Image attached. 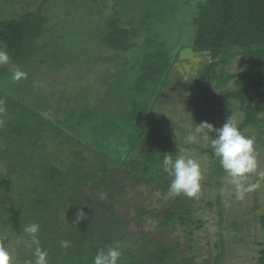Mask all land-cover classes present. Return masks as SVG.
I'll list each match as a JSON object with an SVG mask.
<instances>
[{
	"label": "trees",
	"instance_id": "trees-1",
	"mask_svg": "<svg viewBox=\"0 0 264 264\" xmlns=\"http://www.w3.org/2000/svg\"><path fill=\"white\" fill-rule=\"evenodd\" d=\"M5 1L8 0H0ZM40 1L33 9L37 14L35 17L21 14L19 19L0 20V48L9 53L11 60L20 59L22 63L34 53L45 50L36 43L44 31L53 30L51 24L54 25V21L47 29L44 27L49 23L44 10L48 12L50 0ZM117 1V11H113L117 16L102 18V24L97 25L92 37L102 53L98 55V50H90L82 55L84 51L81 54L78 50L71 54L73 57L85 56L87 74L90 70L89 73L105 70L98 78L90 79L84 77L83 70L69 69L65 80L82 85L79 86V112L55 111L58 107H51V101L56 93L47 89L46 81L43 90L38 89L35 93L38 97L35 102L22 97L16 89L7 87L8 83L20 81H13L8 72L2 74L0 68V245L8 247L13 264L34 261V249L24 244L16 245L17 239H27L23 228L32 223L40 225L39 239L42 248L48 252V264H92L97 252L107 251L117 243L122 252L119 264H201L194 260L193 254L178 259L176 247L154 235L151 228L142 226L150 220L161 231L172 230L177 225L201 228L203 223L193 216L197 213L195 204L202 191L198 198H170L167 195L172 178L163 172V155L172 154L175 158L177 154L182 155V148H192L174 137L177 124L153 109L158 101L154 97L160 92L159 87L174 84V78L171 81L167 76L173 62L163 42L152 45L155 41L150 35L140 40L144 32L137 26V18H149L150 11L140 10L135 4H127L126 0ZM71 2L76 5L75 0ZM109 2L98 0L96 9L111 10L112 6L105 5ZM194 4L195 31L189 48L194 52H208L210 62L202 67L193 84L184 83L185 89L209 98L214 89L224 88L232 82L233 88L225 91L219 104L236 101V109L243 113V120L238 125L240 131L248 137H252L250 129L263 135L264 0H194ZM119 11L123 16L131 15L123 21ZM172 13L170 11L173 16ZM68 24L66 37L77 29L79 31L75 37L70 35L71 38L87 34L81 25ZM154 26H157L155 22ZM151 34L156 40V34ZM63 51L64 47L51 48L49 54L55 59L51 69L60 70L66 66L68 59L65 52L61 54ZM234 60L240 65L239 71L227 72L225 67ZM126 68L142 70L138 71V77L131 79L139 73L122 71ZM32 71L41 76L51 73L42 69ZM127 79L130 83L134 80L139 96L131 95L132 109L118 116L117 110L128 103L123 88ZM250 87L259 92L249 94ZM94 89L98 92L96 96L91 93ZM143 92L145 99L140 96ZM91 97L96 98L95 102L90 100ZM107 100L119 103L112 113L107 107L100 108L102 105L99 104ZM50 111L53 115L48 114ZM201 114L197 111L195 116L200 118ZM95 119L100 123V137L107 138L105 152L84 143L78 134L80 126L94 123ZM90 131L93 132L92 128ZM195 148L210 159L209 180L220 184L225 174L211 147L204 149L198 144ZM205 185H211V182L207 181ZM139 188H145L147 195L158 196L159 210L143 203L125 204L128 193ZM102 193L107 194L105 199H101ZM216 204L220 202L216 201ZM207 205L212 206L210 202ZM80 210L87 218L75 223ZM258 220L264 229V211ZM61 241H69V247H61ZM256 244L261 246L256 264H264V243ZM215 258L219 264L220 256Z\"/></svg>",
	"mask_w": 264,
	"mask_h": 264
},
{
	"label": "rangeland",
	"instance_id": "rangeland-1",
	"mask_svg": "<svg viewBox=\"0 0 264 264\" xmlns=\"http://www.w3.org/2000/svg\"><path fill=\"white\" fill-rule=\"evenodd\" d=\"M28 1L29 0H8L5 1V3L0 2V20H7L9 18L19 19L21 14L35 17L37 14L33 9L41 1L32 0L30 4H28ZM71 1L74 0H50L47 5L48 12L44 10V14H48L47 18L49 20V23L45 24L44 27L47 29L51 21H54V25L51 24L53 30L44 31L43 36L39 39V42L36 43L38 47H45V50L34 53L29 60H24L22 63H20V59H12L10 64L0 66L3 71L2 74L8 72L9 76L12 75V71L15 68H19L21 71L25 69L24 72L27 73V78L20 80V83H17L18 85L16 83H8L7 87L16 89V92L18 91L22 97L26 96L32 100V102H35L38 98L35 94L37 90H43L44 86H46L44 81L48 82L47 89L51 90L52 93H56L53 102L51 101V107H58L60 111L58 109L55 111L59 113H62L65 109L71 111L76 110L78 112L80 110L81 100H79V96L81 88H79V86L82 85H77L68 79L65 80V77L69 73V69L78 72L83 70L84 77L90 79L95 77L98 78V75L105 72V70L101 69L89 73L90 70L87 74L85 56L82 55L90 50H98V55L102 53L101 48H99L100 45H98V42L93 40L92 37L96 34L97 25L102 24V18H107L109 16L110 13L107 12L109 10L99 11V9H96L98 0H75L74 3H76V5H72ZM126 1L127 4H135L140 10L150 11L149 18L136 17L137 26L143 29L141 32H144L140 40L150 35L153 41H155L152 42V45L156 44V42L167 43L165 45L166 50H168L171 62H173L171 70L169 69L168 72L169 75L167 74V76L171 81L174 78V84L159 87L160 92L162 90V94L158 92L155 95L154 98L158 99L154 100L158 101L153 109L160 115L166 117L169 121L177 124L174 130V137L185 141V137L190 132L194 131L195 124H199L202 121H207L214 127L220 128L226 120L231 117L238 126L243 120V113L236 109L238 103L234 100H230L226 105L219 104L225 91L233 88L232 82L224 88L214 89L209 98L192 94L187 88L185 89L184 83L189 82L193 84L192 81L199 76L203 69L202 67L210 62L208 52H194L189 48L193 38V31H195L193 22L195 17L194 0ZM118 3L119 2L116 1V4ZM111 5L112 4L109 6ZM30 6L33 12L30 10ZM170 11L173 12V16L170 14ZM120 14L122 15L121 19L123 21H126L131 15L127 17L125 14L123 16L122 12H120ZM114 15L117 16L115 13L113 16ZM70 22L81 25L87 34L73 39L75 34H77L76 32L79 31L77 29L70 34L73 36L72 38L70 35L66 37L65 30L69 28L68 23ZM154 22L157 26H154ZM176 28L180 30L181 33H175ZM146 30H148V32H146ZM155 31L158 32L154 33ZM151 33L156 34V40L155 36ZM61 47L65 48V51L61 52V54L65 52V57L68 61L66 66L62 67L60 70H53L51 69L53 67L52 62L55 61V59L49 54V51L51 48L57 50ZM144 49L146 48L144 47ZM78 50H80V53L84 51L83 54L81 53L82 55L78 57H76V55V58L73 57L71 54ZM57 54L60 55L59 52ZM129 55H131V53H129ZM63 62L65 64V61ZM21 66H23V69ZM239 68L240 65L237 60H234L229 66L225 67L226 71L231 73L239 71ZM32 69H42L51 73H48L46 76H41L40 74L38 75L36 71H32ZM141 70L142 69L138 68H134L130 71L127 70V68L126 70L122 69V71H127L128 73H139L131 79L138 77L140 75L138 71ZM54 72L57 77L53 74ZM34 74L37 75L35 76ZM3 77H5V75H3ZM1 80L0 77V81ZM133 84H135L134 80L133 83H130L128 80V83L123 86L127 93L124 98H127L126 101L128 103L122 109L119 108L117 110L118 116H122L129 112L133 104L130 103V101L133 97L139 96ZM158 84H161V81ZM74 87L77 89L75 90ZM150 89L152 90V87H150ZM140 92H142V90H140ZM258 92L259 91L253 87L249 88V94L251 95H255ZM91 93L93 96L98 94L95 89ZM131 95L133 97H131ZM140 96H144L145 99V92L141 93ZM92 98L93 97H91L90 100L95 102L96 98L94 97L93 100ZM114 103L115 105H113ZM153 104L154 103H151L152 106ZM99 105H102L100 108L107 107L108 112L112 113L119 103H116V101L109 102L107 100ZM48 108H50V104ZM197 111L202 113L200 118L195 116ZM103 113L106 114L105 112ZM48 114L53 115L51 111L48 112ZM261 117L263 119L261 129L264 131V112L261 113ZM113 118L116 117L113 116ZM87 124V126H80L78 134L81 135V140L88 145L92 144L97 150L105 152L108 142L106 137H100L101 132L98 130L100 126L99 121L95 119L94 123L88 122ZM90 128H92V133ZM250 132H252V137L255 139L258 167L257 170L250 174L249 178L243 182L245 187H250V190L244 193L242 199L236 198L235 187L229 182L225 175L221 179L220 184H216L215 181L209 180L210 159L195 148V146L199 144L206 149L210 144L209 141L201 140L199 143H188L192 145L191 149L182 148L180 150L182 155L197 159L203 170V179L201 181L202 193L195 204L197 213L193 216V219L200 220L203 223L202 227L197 229L193 225L187 227L177 225L172 230L161 231L156 229V226H154L150 220L148 223L142 225L151 228L154 235L162 238L168 242L169 245L176 247L178 251L176 257L178 259L193 254L194 260L201 264H217L216 256H220L219 264H256V256L258 255V250L261 248V246L256 243H264V229L260 227L258 220L259 216L264 211V175H261V173H264V134H259L255 129H250ZM66 138L67 137H65V140ZM207 181H210L211 185H205ZM127 196L128 201L125 203L126 205L128 203L137 202L139 204L143 203L146 207L154 210L160 209L156 205L158 196L155 194L147 195L145 188H139L129 192ZM216 201H219L220 204L217 205ZM207 202H210L212 206L209 207Z\"/></svg>",
	"mask_w": 264,
	"mask_h": 264
},
{
	"label": "clouds",
	"instance_id": "clouds-1",
	"mask_svg": "<svg viewBox=\"0 0 264 264\" xmlns=\"http://www.w3.org/2000/svg\"><path fill=\"white\" fill-rule=\"evenodd\" d=\"M10 62L9 53L0 49V66L8 65ZM11 78L13 81H20L27 78V73L15 68ZM210 133H214V137ZM201 140L210 142L209 146L213 156L219 160L225 177L235 187L236 198L242 199L244 193L250 190V187H245L243 182L258 167L255 139L245 136L229 117L220 128H215L207 121L195 124L194 131L185 137L186 143H199ZM161 166L163 172L172 178L168 186V197H199L203 170L197 159L179 154L174 158L172 154H164ZM106 196V193H102L101 199H105ZM86 218L83 210H80L76 214L75 223ZM23 232L27 239H17L16 245L24 244L26 247L34 249L32 253L34 261L30 264H48V252L42 248L39 239L40 225L38 223L27 225L23 228ZM69 244V241H61L63 248L69 247ZM121 256L120 245L117 243L115 246L108 247L107 251L97 252L92 264H119ZM0 264H13L12 254L4 245H0Z\"/></svg>",
	"mask_w": 264,
	"mask_h": 264
},
{
	"label": "flooded vegetation",
	"instance_id": "flooded-vegetation-1",
	"mask_svg": "<svg viewBox=\"0 0 264 264\" xmlns=\"http://www.w3.org/2000/svg\"><path fill=\"white\" fill-rule=\"evenodd\" d=\"M116 1H117V0H110L109 3L105 4V5H108V6H109L110 4H112V5H111V6H112L111 10H109L108 8L104 9V11L109 10V11H107V12L110 13V14H109V16H108L107 18H109V17H113L114 12L117 11V10H115V9H116V8H115ZM113 11H114V12H113ZM175 30H176L175 33H181L180 30H177V28H176ZM164 43H165V42H164ZM164 43H163V44H164ZM166 44H167V43H165L164 46H163L165 50H166V46H165ZM136 50H137V49H136ZM166 51L168 52V50H166Z\"/></svg>",
	"mask_w": 264,
	"mask_h": 264
}]
</instances>
